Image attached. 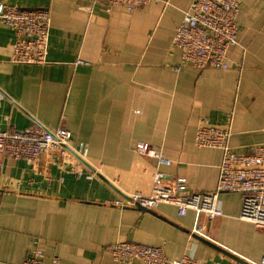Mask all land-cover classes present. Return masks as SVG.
<instances>
[{
    "label": "crops",
    "instance_id": "obj_1",
    "mask_svg": "<svg viewBox=\"0 0 264 264\" xmlns=\"http://www.w3.org/2000/svg\"><path fill=\"white\" fill-rule=\"evenodd\" d=\"M193 0H157L129 12L93 0H0L49 10L47 62L13 61L16 34L0 23V130L67 128L86 158L71 149L39 161L5 158L0 169V264H21L33 250L43 264L117 262L105 251L117 242L163 247L169 260L255 264L264 255V229L240 218L239 193L220 194L213 220L174 205L154 210L108 202L150 194L154 175L187 193L216 189L222 152L198 147L204 124L231 131L238 154L264 145V0H241L237 44L229 68L181 66L173 43ZM139 143L172 161L139 154ZM197 226L204 234H192Z\"/></svg>",
    "mask_w": 264,
    "mask_h": 264
},
{
    "label": "built area",
    "instance_id": "obj_2",
    "mask_svg": "<svg viewBox=\"0 0 264 264\" xmlns=\"http://www.w3.org/2000/svg\"><path fill=\"white\" fill-rule=\"evenodd\" d=\"M105 2L108 10L124 6L129 12L142 8L157 0H93ZM241 0H193L176 29L173 43L182 51L181 66H194L198 69L229 68V49L237 44L238 16ZM49 10H29L17 6L0 5V23L12 28L16 34L13 61L17 64H44L47 62L51 28ZM75 135L67 128L54 131L34 127L27 130H0V169L5 158L22 159L28 163L40 160L45 152L71 149L82 158H86V148L74 144ZM229 128H215L202 124L197 131L195 143L198 147L217 148L222 152L218 167L219 175L216 189L211 193H187L182 178L168 186L164 183V174L157 171L154 175L150 194H128L122 200L108 202L109 205L125 208L136 207L154 210L165 203L178 208L184 216L189 210L205 215L213 220L223 215L220 194L239 193L242 198L240 218L264 229V145L257 146L247 154H238L231 147ZM139 154L156 158L158 165H171L172 161L162 152L149 144L139 143ZM192 234L203 235L204 228L197 226ZM105 251L120 263L140 264H198L185 255L180 260H169L163 247L145 245L136 242H117L105 248ZM45 253L33 250L21 264H43ZM52 264H60L54 258ZM255 264H264L262 259Z\"/></svg>",
    "mask_w": 264,
    "mask_h": 264
},
{
    "label": "water",
    "instance_id": "obj_3",
    "mask_svg": "<svg viewBox=\"0 0 264 264\" xmlns=\"http://www.w3.org/2000/svg\"><path fill=\"white\" fill-rule=\"evenodd\" d=\"M135 206H136V208H137L138 210H140V211H144V212L150 211V210H147V209H145V208L140 207V206L137 205V204H135Z\"/></svg>",
    "mask_w": 264,
    "mask_h": 264
}]
</instances>
